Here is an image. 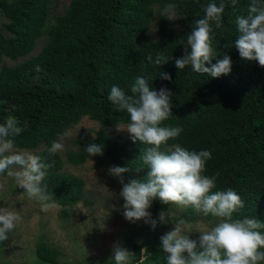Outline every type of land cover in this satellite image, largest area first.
Returning <instances> with one entry per match:
<instances>
[{
  "label": "trees",
  "instance_id": "obj_1",
  "mask_svg": "<svg viewBox=\"0 0 264 264\" xmlns=\"http://www.w3.org/2000/svg\"><path fill=\"white\" fill-rule=\"evenodd\" d=\"M157 6L185 14L187 26L177 29L162 12L154 17ZM0 10L9 21L0 30V62L28 56L49 37L37 56L0 71V145L46 147L33 173L65 215L84 200V182L61 172L53 144L88 117L141 134L119 143L102 130L68 153L74 166L98 152L115 165L133 220L141 198L153 204L152 218L188 206L187 221L199 201L207 219L235 227L180 253L168 244L146 255L138 247L122 264H192L194 253L213 264L218 255L264 249V0H72L50 29L47 0H0ZM9 165L0 153V177ZM194 167L207 190L191 188ZM6 244L0 223L2 250ZM37 255L38 264H66L44 245Z\"/></svg>",
  "mask_w": 264,
  "mask_h": 264
},
{
  "label": "rangeland",
  "instance_id": "obj_2",
  "mask_svg": "<svg viewBox=\"0 0 264 264\" xmlns=\"http://www.w3.org/2000/svg\"><path fill=\"white\" fill-rule=\"evenodd\" d=\"M51 11L47 29L62 16L72 0H47ZM162 12L169 17L179 30L188 23L185 14L172 9L155 7L154 17ZM9 21L0 10V30H5ZM150 38H159V29L154 21ZM45 33L37 42L34 51L16 61L4 58L3 67H16L37 56L48 43ZM105 130L115 142L140 137L133 125L107 127L85 117L77 126L65 132L53 149L61 156L64 166L62 173L76 176L84 182V200L75 207L57 205L42 191V176L35 177L33 169L39 155L46 149L27 151L0 145V153L9 159L8 173L0 177V223L6 231V246L0 247V264H38L37 255L41 245L47 246L60 263L66 264H122L134 250L142 247V254L168 244L173 253H180L184 247L207 239L218 240L226 233H233L235 227L225 224L223 219L210 220L203 214L204 206L195 202L197 216L187 221L184 215L188 206L181 205L159 212L154 218L152 203L141 198L140 212L136 220L131 217L130 194L124 177L115 165L98 152L85 164L74 166L69 162L68 153L78 150L77 142L93 141ZM171 152L180 154L178 147H169ZM140 173L134 171L132 180L137 189ZM210 182L202 178L194 167L191 188L207 190ZM229 229H232L231 232ZM226 230V231H225ZM219 233H221L219 235ZM229 253V252H227ZM236 256L218 255L213 264H264V249H240ZM192 264H209L198 253L192 255Z\"/></svg>",
  "mask_w": 264,
  "mask_h": 264
},
{
  "label": "water",
  "instance_id": "obj_3",
  "mask_svg": "<svg viewBox=\"0 0 264 264\" xmlns=\"http://www.w3.org/2000/svg\"><path fill=\"white\" fill-rule=\"evenodd\" d=\"M229 230H230V232H231L232 229H229ZM234 230H235V229H234ZM233 232H234V231H233Z\"/></svg>",
  "mask_w": 264,
  "mask_h": 264
}]
</instances>
